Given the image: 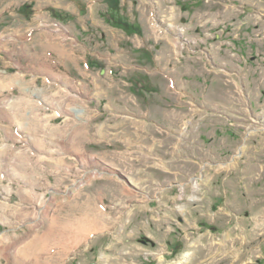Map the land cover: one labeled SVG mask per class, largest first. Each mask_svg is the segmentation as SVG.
<instances>
[{
    "label": "rangeland",
    "instance_id": "374dc122",
    "mask_svg": "<svg viewBox=\"0 0 264 264\" xmlns=\"http://www.w3.org/2000/svg\"><path fill=\"white\" fill-rule=\"evenodd\" d=\"M0 264H264V0H0Z\"/></svg>",
    "mask_w": 264,
    "mask_h": 264
},
{
    "label": "crops",
    "instance_id": "0c3cea01",
    "mask_svg": "<svg viewBox=\"0 0 264 264\" xmlns=\"http://www.w3.org/2000/svg\"><path fill=\"white\" fill-rule=\"evenodd\" d=\"M18 39H19V33H18ZM30 40V35H25V33L23 34V36L21 37V40L20 41H16V42H19V43H21L22 45V47H23V49L24 50H29V51H31L32 50V52H30V54H31V57H33V58H35V57H39L38 55H36V54H34V50L33 49H35V46L36 45H32L31 47H28V41ZM53 44H54V42H53ZM52 49H55L56 47L53 45L52 47H51ZM59 50H61L62 51V53H63V49H59ZM29 53V52H28ZM28 53H27V55H28ZM29 54V55H30ZM64 55H63V60L65 59V56L67 57V55H68V57H67V59H69V60H72V62H74V60L76 59V55L74 56V52L73 51H67V52H65V53H63ZM66 54V55H65ZM77 68V67H76ZM50 71V70H49ZM37 74H39V75H41V76H43V75H45V73H37ZM57 75H60V74H58L57 73ZM30 115H33L34 113H33V110H31V112L29 113Z\"/></svg>",
    "mask_w": 264,
    "mask_h": 264
},
{
    "label": "bare ground",
    "instance_id": "6f19581e",
    "mask_svg": "<svg viewBox=\"0 0 264 264\" xmlns=\"http://www.w3.org/2000/svg\"><path fill=\"white\" fill-rule=\"evenodd\" d=\"M78 113H79V112H78ZM80 113H81V112H80ZM63 248H64V247H63ZM229 253H230V252H229ZM229 253H228V254H229ZM231 253L234 254V253H236V251L231 249ZM236 255H237V254H236ZM242 255H243V254H242ZM242 255L240 254V256H236V257H237V258H236L237 260L234 258V259H235L234 262H235V261H236V262L239 261L240 258L242 257ZM229 257H230V256H229Z\"/></svg>",
    "mask_w": 264,
    "mask_h": 264
}]
</instances>
